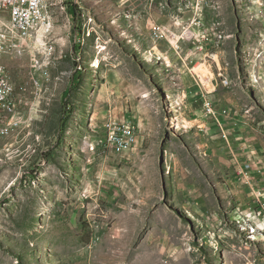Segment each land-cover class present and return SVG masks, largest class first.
Instances as JSON below:
<instances>
[{"label": "rangeland", "instance_id": "374dc122", "mask_svg": "<svg viewBox=\"0 0 264 264\" xmlns=\"http://www.w3.org/2000/svg\"><path fill=\"white\" fill-rule=\"evenodd\" d=\"M181 2L79 0L91 20L77 17L84 40L58 11L69 2L51 4L50 32L5 54L29 125L14 142L15 131L0 139V264H264V227L249 235L236 209L248 200L244 181L234 179L242 199L226 183L234 165L222 139L236 133L206 112L205 103L217 112L208 98L203 117L219 127L213 134L188 126L173 99L188 91L186 78L208 82L204 64L221 87L247 95L239 104L264 126V36L248 27L256 10L264 15V0H212L206 9L216 17L205 25L199 14H178L192 13ZM197 25L212 29V40L202 31L172 48L151 32L163 27L171 39ZM108 119L136 127L132 151L94 152Z\"/></svg>", "mask_w": 264, "mask_h": 264}, {"label": "crops", "instance_id": "0c3cea01", "mask_svg": "<svg viewBox=\"0 0 264 264\" xmlns=\"http://www.w3.org/2000/svg\"><path fill=\"white\" fill-rule=\"evenodd\" d=\"M211 2L212 0H182L181 3H185L187 8L189 7L188 5H190V7L192 8L191 10L192 13H188L187 11H182V8H180L178 14L184 12L183 13L184 17L185 16L188 17L189 15H190L189 17H191L193 14L194 19H198L197 16L199 14L200 17L199 19L202 21L201 24L204 25L208 24L216 17L214 11L212 10L210 11L206 9V8H211L210 6ZM217 2H221V0H217ZM253 3L255 4V2ZM254 8H256V6ZM58 11L62 14L64 13L66 17L69 16L72 17L75 39H77V36H80L81 39L84 40V30L82 29V27L83 25H85V21L82 22L81 25L82 27L80 26V29H77L79 28L78 27L79 25L78 23H76V20L78 19L77 18L78 13L76 12V10L71 7L69 8L68 5L64 9H58ZM257 11L258 10H256L255 14L251 16V18H253L254 20L252 22V25H249L248 27H252V30L256 31V34H259L260 36H264V15H259L258 14L259 12ZM185 12H187L188 14ZM220 15L222 17L221 13ZM245 20H248L247 15L244 16V21ZM193 30H195L194 31L195 35L196 34L198 35V33L205 31L199 34V36L201 37L207 34L206 33L207 30H212V29L205 28V26H202L200 28L199 26V27H194ZM163 41H165V39H163ZM205 46L206 45H204V47ZM211 52L212 50H209L208 54ZM203 55L206 56L207 53ZM168 64L170 65V62H168ZM205 68L207 69V66H205ZM258 69H259L258 64L255 62V66H252V71L250 73L255 72L257 74L259 73ZM191 72L194 73V71L192 70ZM207 72L210 73L209 70ZM208 73L206 79L209 84L202 83V81L199 78L198 79L200 81H198V79L195 77L193 80L186 78L185 80L187 82L186 88L187 89L189 88L188 91L182 93L181 96L174 95L173 99L175 98L179 100L181 99V101L183 102L181 104L186 110V116L188 115L187 116L188 118L184 117L183 120L185 121L186 124H189L188 126L198 131H204L208 134H213L219 129V127H217L216 126L217 124L213 123V121L206 122L207 120L203 117L205 115L203 110V104L205 101H207L208 98L212 103H215V107H216L215 109L217 110L216 112L217 115L222 119L224 118L223 120L224 124L222 125V130L226 133H231V132L236 133L235 137H233V135L228 136L225 134L224 137L226 138V141H224L219 135L220 139H222V144L227 145L230 148V152L229 151L228 152L231 153L232 156L231 162L232 165H234L232 167H229L230 172L225 174L227 180L226 183L227 186L229 187L230 192H232V194H236L237 196H240L242 199V196L240 195L242 191H240V187L235 186L236 182L234 179L239 177V179L244 181V187H243L245 189L244 197L245 196L248 197V200L247 201L243 200L241 204H237L238 208L236 209L238 210V213H242L246 218H252L255 216V211L259 210V202L264 203V136H263L264 126L262 125V123L257 121L256 112L254 110L252 111V109L249 108L247 109L246 107H244L245 105L239 104L240 100L247 99L246 94H245L246 96L241 95L240 93H237L235 89L225 86L221 87L218 84L217 80H214L213 77L208 76ZM201 84L204 86V89L206 88L205 90L207 91L206 92L207 95L204 94L205 92L201 88L202 87ZM203 95L205 96L203 97ZM222 110L227 111V113L223 116L221 115ZM28 113L30 114V116L28 117L31 118L33 115H36L37 112L34 111L32 108L29 109ZM5 123L9 125V128L2 135L3 139L8 138L9 133L15 131V126H12L11 122H5ZM28 125L29 123L25 124V126L27 127ZM229 137H231L230 140ZM240 140L245 141L244 142L245 144L243 143L244 144L243 146L239 144V142H241ZM222 152L223 151L221 150L219 151L220 154H222ZM225 152L227 153V151ZM214 153L215 155L218 153L216 152V149L213 150L212 154ZM217 157L221 158L220 155H217ZM224 161L229 163V159L228 161L227 159H224ZM246 166H248V169H246V171L242 175L241 169ZM236 216L238 215H235V217ZM258 225L260 227H264L263 224H258Z\"/></svg>", "mask_w": 264, "mask_h": 264}, {"label": "built area", "instance_id": "2783aa9c", "mask_svg": "<svg viewBox=\"0 0 264 264\" xmlns=\"http://www.w3.org/2000/svg\"><path fill=\"white\" fill-rule=\"evenodd\" d=\"M35 0H0V134L1 124L4 122H11L12 126H15V136L13 142L20 137V132L22 127L25 126V117L19 111V105L21 104V98L23 96H17L16 89L13 83H7V75L5 73V54H18L20 55L24 49L23 44L27 41L28 33L33 26V12L31 11V3ZM74 8L79 10L78 16L81 18H87L83 13V8L81 4H75V0H69V8ZM87 21H91L87 18ZM201 21V20H200ZM86 25V23H85ZM84 25V26H85ZM153 37L160 40H167L171 44L172 48H178V43L181 39H186L185 34H190L195 37L193 31L187 29L181 35L177 36L171 35L167 36L168 32L164 30L163 27L154 26L151 29ZM213 37H216V33H213ZM204 40L209 39L206 34L200 37ZM199 39V41L201 40ZM200 46L195 48L198 50H205V47L201 42ZM43 79H47L44 75ZM26 93L30 94V90L24 85V95ZM31 95V94H30ZM206 112L217 117V113L214 111V107L210 103L204 104ZM221 114H226L225 110H222ZM218 122V119L216 120ZM104 135L102 138L96 141L94 145V152L96 150H101L102 152H110L114 155H121L129 153L134 148L136 143V127L130 121H117L108 119L103 124ZM12 142V144H13ZM248 169V166L241 169V174ZM244 222L248 223L255 230V224H263L264 226V203L259 202V210L255 211V216L252 218H246ZM264 237V233H263ZM98 241L97 237L90 243L89 249L94 246Z\"/></svg>", "mask_w": 264, "mask_h": 264}, {"label": "bare ground", "instance_id": "6f19581e", "mask_svg": "<svg viewBox=\"0 0 264 264\" xmlns=\"http://www.w3.org/2000/svg\"><path fill=\"white\" fill-rule=\"evenodd\" d=\"M62 2L67 3V2H69V0H35V2L31 3V11L34 14H33V26L31 27V30L28 33L29 38H32L33 35H36V34L37 35L40 34L42 36V34L44 35V34H47L50 32V30L52 28V21L50 18V5L55 4V3L61 4ZM78 2H79V0H75V4H78ZM184 36L186 39H189L191 37L190 34H185ZM29 38L27 40H30ZM209 55L212 58L214 57V55H212V54H209ZM0 57H1V55H0ZM199 66L202 67L200 69V71H201L200 73H201L202 78L206 79L208 70L206 68L205 69L203 68L204 64H200ZM192 71H193V69H192ZM5 73L7 75V83H12L9 76H8L9 73L7 74L6 67H5ZM204 81L206 82V80H204ZM171 123L173 124L174 127H178L177 123H173V122H171ZM8 128H9V125L7 123L4 122V124H1V131H3V132H2V134H0V139ZM247 228H248L247 233L249 235H254L256 233V230H254L251 225H248ZM262 233H264V232H262Z\"/></svg>", "mask_w": 264, "mask_h": 264}]
</instances>
